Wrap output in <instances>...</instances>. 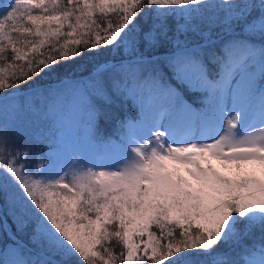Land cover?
<instances>
[{
  "label": "snow or ice",
  "instance_id": "1",
  "mask_svg": "<svg viewBox=\"0 0 264 264\" xmlns=\"http://www.w3.org/2000/svg\"><path fill=\"white\" fill-rule=\"evenodd\" d=\"M0 217V264H264V0L0 2Z\"/></svg>",
  "mask_w": 264,
  "mask_h": 264
},
{
  "label": "trees",
  "instance_id": "2",
  "mask_svg": "<svg viewBox=\"0 0 264 264\" xmlns=\"http://www.w3.org/2000/svg\"><path fill=\"white\" fill-rule=\"evenodd\" d=\"M0 2H3V0H0ZM216 13L209 12L208 18L204 21V24L202 26H212L215 27V20H216ZM199 23V21H197ZM13 91V90H8ZM24 95H27V93H24ZM193 94L188 93L186 94V98L191 99ZM35 104L40 105L38 100H29V104ZM16 124L19 126L21 133L23 134V139L19 142L23 143L26 140L29 139H37L42 140V143H38L37 146L41 147L42 151H48L49 145H51V150H54L56 148L57 143V134L58 132L55 130V123L51 119L47 118H39L37 119L35 116L31 114H26L22 116L19 120L16 121ZM112 128V125H102V135L106 139H115V137L110 136L108 133H110ZM106 129L107 131H105ZM118 143V141H117ZM46 164L47 161H44ZM2 219V217H0ZM9 224H11V218H9ZM14 229V226H13ZM15 237L12 235V232L9 231L7 235H5L2 231H0V260H3V254L4 252L9 248L13 247L12 240H14ZM26 241V237L24 238Z\"/></svg>",
  "mask_w": 264,
  "mask_h": 264
},
{
  "label": "rangeland",
  "instance_id": "3",
  "mask_svg": "<svg viewBox=\"0 0 264 264\" xmlns=\"http://www.w3.org/2000/svg\"><path fill=\"white\" fill-rule=\"evenodd\" d=\"M36 107L37 108H39L40 107V105H36ZM31 115H33V116H35L34 114H31ZM36 117V116H35ZM41 119H42V117H40ZM44 118V117H43ZM69 119H71V117L69 118ZM78 136H80L81 137V139L83 138V129L81 128V129H79L78 130ZM71 135V130H70V128L69 129H66V136H70ZM60 139V134H59V132H58V134H57V141ZM56 146H57V143H56ZM112 147H115V145H113ZM56 149V148H55ZM54 149V150H55ZM53 150V151H54ZM103 150H107V149H103ZM13 258V255H12V248L11 247H9L5 252H4V254H3V260H5V261H7V260H11Z\"/></svg>",
  "mask_w": 264,
  "mask_h": 264
}]
</instances>
